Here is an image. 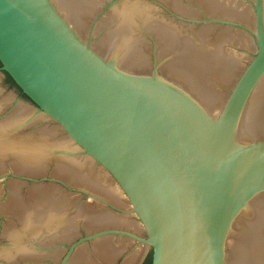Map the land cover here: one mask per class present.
Masks as SVG:
<instances>
[{
  "label": "water",
  "instance_id": "obj_1",
  "mask_svg": "<svg viewBox=\"0 0 264 264\" xmlns=\"http://www.w3.org/2000/svg\"><path fill=\"white\" fill-rule=\"evenodd\" d=\"M0 37L264 186V0H0Z\"/></svg>",
  "mask_w": 264,
  "mask_h": 264
}]
</instances>
